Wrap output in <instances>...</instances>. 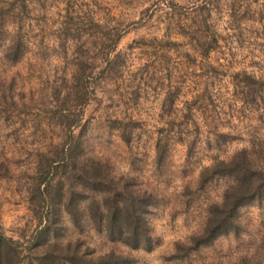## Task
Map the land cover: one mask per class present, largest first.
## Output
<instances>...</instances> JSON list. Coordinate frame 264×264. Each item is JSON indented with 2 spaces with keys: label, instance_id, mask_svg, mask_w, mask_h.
<instances>
[{
  "label": "rangeland",
  "instance_id": "obj_1",
  "mask_svg": "<svg viewBox=\"0 0 264 264\" xmlns=\"http://www.w3.org/2000/svg\"><path fill=\"white\" fill-rule=\"evenodd\" d=\"M204 1L0 0V24L9 30L20 24L26 38L21 60L6 72L0 66V76H12L21 87L23 100L13 94L10 118L0 122V158L11 171L0 177L6 235L23 241L31 233L35 219L25 199L31 162L66 137L48 102L50 89L69 85L79 57L98 53L106 34L119 30L109 70L87 80L96 99L83 106L81 126L71 130L84 154L107 159L115 175H134L152 189L156 203L148 221L154 244L149 251L129 250L69 223L63 240L81 238L95 254L112 246L134 255L136 264H240L241 258L262 264L264 200L238 211V235L219 236L178 260L165 257L175 240L198 229L207 202L217 200L223 187L219 180L198 187L200 166L250 141L264 148V0H210L206 23L197 24L205 10L196 16L195 9ZM204 35H214L216 44L205 54L199 44ZM244 73L256 79L253 100L244 97L250 87ZM222 131L236 136L216 147ZM156 142L164 145L158 166Z\"/></svg>",
  "mask_w": 264,
  "mask_h": 264
},
{
  "label": "trees",
  "instance_id": "obj_2",
  "mask_svg": "<svg viewBox=\"0 0 264 264\" xmlns=\"http://www.w3.org/2000/svg\"><path fill=\"white\" fill-rule=\"evenodd\" d=\"M210 5V0H205L195 9L196 16L205 10V16L197 20V24L206 23ZM121 34L119 30L111 31L110 35L107 33L108 41L102 50L89 58L79 57L70 74L69 85L50 89L48 102L53 103L54 111L63 123L60 126L67 130L66 137L53 144L52 149L37 152L32 160L30 173H26L29 182L25 187V199L35 226L23 241L6 235L0 227V264H136L134 255L116 251L112 246L95 254L93 249L85 247L81 238L63 240L64 223H69L78 232L89 229L109 243H119L129 250H151L154 238L148 215L156 203L152 189L140 186L134 175H115L107 159L84 154L82 142L71 130L81 126L83 106L88 100L96 99L95 90L89 88L87 80L102 77L109 70V55ZM199 44H205L202 49L205 54L216 47L214 35L202 36ZM25 51L26 38L21 25L9 30L0 24L1 71L6 72L7 67L18 63ZM244 76L250 82L245 83L250 87L244 97L253 100L254 92L250 88L255 86L256 79L247 73ZM11 77L0 76V122L10 118V108L16 103L13 94L23 101L21 87L14 86ZM70 105L78 106V109L72 111ZM119 136L123 141L127 140L122 132ZM217 136L223 138L214 139L216 147L219 141H227L236 135L222 131ZM253 145L250 141L229 156L213 157L209 163L200 166L198 187L217 180L223 187L217 200L207 202L198 229L173 242L171 252L165 256L168 260H178L191 251L210 246L219 236L239 234L238 211L264 200V148ZM163 156L164 145L156 142L154 163L157 166ZM10 175L6 160L0 158V177ZM258 252L264 264V237ZM240 262L250 264L245 258Z\"/></svg>",
  "mask_w": 264,
  "mask_h": 264
}]
</instances>
